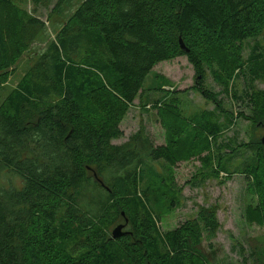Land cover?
I'll use <instances>...</instances> for the list:
<instances>
[{"label": "trees", "instance_id": "1", "mask_svg": "<svg viewBox=\"0 0 264 264\" xmlns=\"http://www.w3.org/2000/svg\"><path fill=\"white\" fill-rule=\"evenodd\" d=\"M33 2L49 7L47 0ZM36 9L0 0V264H217L216 207L199 206L193 218L163 232L140 189L168 184L155 163L183 160L176 143L157 146L142 126L125 143L113 141L124 137L120 125L134 102H144L152 70L183 56L196 70L197 90L215 107L194 125L211 144L234 126V114L204 88L205 72L228 95L240 75L247 77L246 119L264 126V90L254 86L264 77V57L253 49L244 58L245 43L264 37V0H58L48 17V25H58L54 38ZM30 53L32 66L7 90ZM174 116L189 142L192 122ZM232 145L226 150L234 152ZM250 147L255 159L244 173L259 206L247 211L264 224L262 139ZM210 155L201 156L209 170L202 178L224 170ZM86 185L101 188L107 200H84ZM126 220L127 234L114 239Z\"/></svg>", "mask_w": 264, "mask_h": 264}, {"label": "rangeland", "instance_id": "2", "mask_svg": "<svg viewBox=\"0 0 264 264\" xmlns=\"http://www.w3.org/2000/svg\"><path fill=\"white\" fill-rule=\"evenodd\" d=\"M57 1L47 0L49 7L39 6L37 9L33 0H14V3L30 13H34L36 9L35 15L46 23L51 37L54 38L58 25L55 27L48 25V17ZM82 1L78 0V3ZM36 47L42 48L44 44L34 45L33 49ZM253 49L256 55H259L258 60L264 57V37L245 43L244 58L247 62L253 54ZM32 64L31 53L26 54L15 66L16 73L6 84L7 90L15 88ZM205 74L204 88L219 94L224 111L234 114V126L217 143L213 145L209 142L208 135L202 127H199V130L194 128V125H197V117L215 107L197 90L200 80L196 70L188 58L183 56L160 63L152 70L144 84L143 97L147 94L151 97L150 103L147 102L146 105L147 110L144 111L142 106L144 102L142 103L141 99L134 102L120 125L124 137L116 140L114 144L125 143L141 126L153 134L151 136L157 144L174 141L180 148L175 155L177 159L183 160L176 165H170L165 161L155 163L157 171L167 175L168 184L158 181L144 184L140 188L145 192V200L156 217L162 218L159 223L162 231L175 229L186 220L193 218L199 206H214L218 210V218L222 226L213 241L214 250L218 253L217 264H264V224L255 217L256 220L249 218L247 211L250 207L257 208L259 199L251 193L249 185L251 180L244 173L247 164L255 159L256 152L250 144H255L264 138V126L259 127L246 119L252 116L246 98L249 84L247 77L240 75L232 85L231 95H228L216 84L209 72ZM254 86L264 90V77L257 80ZM168 111L174 115L176 112L183 121L192 122L190 127H187L186 137L191 139L189 142L181 140L178 135L180 132L177 131H180L178 129H181L182 125L177 124L178 118ZM196 137L197 140L193 143V138ZM227 144H231L235 151L226 150ZM205 153L211 154L212 159L216 158V161H213L216 162V167L219 166L217 163L222 164L220 167L224 170L220 172L218 178L206 177L209 170L203 169L200 160ZM193 157L195 158L192 159ZM145 169L153 170L147 167ZM202 172L206 175L203 178ZM171 175L174 176V182ZM148 179L150 182L149 176L147 182ZM174 184L179 193L173 191ZM147 189L156 193L146 192ZM82 193L84 200L95 205L107 200L104 191L98 187L86 185ZM172 201L173 205H171ZM203 250L205 253L210 252L209 243H204Z\"/></svg>", "mask_w": 264, "mask_h": 264}, {"label": "water", "instance_id": "3", "mask_svg": "<svg viewBox=\"0 0 264 264\" xmlns=\"http://www.w3.org/2000/svg\"><path fill=\"white\" fill-rule=\"evenodd\" d=\"M180 44H181L182 50H184L186 52H189V50L186 48V46H185L184 42L182 41V39L180 40ZM262 143L264 144V138L262 139ZM127 224H128V220H126L124 224H120L116 228H114V230L112 232V235H113L114 239L120 238L123 235L127 234V232H125V230H124Z\"/></svg>", "mask_w": 264, "mask_h": 264}, {"label": "crops", "instance_id": "4", "mask_svg": "<svg viewBox=\"0 0 264 264\" xmlns=\"http://www.w3.org/2000/svg\"><path fill=\"white\" fill-rule=\"evenodd\" d=\"M150 100H151V97H150V94H147L146 96H144L143 97V101H144V104L142 105L144 108L143 109H145L144 111H146L147 109H146V105H148L147 104V102L148 103H150ZM140 129V128H139ZM138 130V129H137ZM148 133H149V135L151 136V135H153L149 130L147 131ZM151 138L153 139V137L151 136ZM154 140V139H153ZM117 141H114L113 143H116ZM157 146H162V145H164L165 143H155Z\"/></svg>", "mask_w": 264, "mask_h": 264}]
</instances>
